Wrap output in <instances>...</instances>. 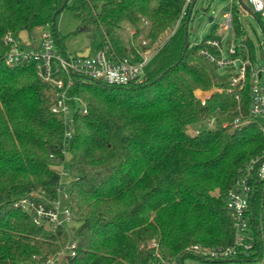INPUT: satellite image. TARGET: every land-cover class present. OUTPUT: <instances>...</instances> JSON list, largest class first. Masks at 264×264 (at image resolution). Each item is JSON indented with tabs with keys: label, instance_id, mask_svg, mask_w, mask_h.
I'll use <instances>...</instances> for the list:
<instances>
[{
	"label": "trees",
	"instance_id": "obj_1",
	"mask_svg": "<svg viewBox=\"0 0 264 264\" xmlns=\"http://www.w3.org/2000/svg\"><path fill=\"white\" fill-rule=\"evenodd\" d=\"M63 2L0 0V264H43L73 242L68 264H264L261 182L249 211L252 248L226 259L194 250L235 245L226 197L241 170L264 155V133L249 120L248 92H227L230 74L201 55L205 45L185 48L192 2L182 18L186 0H159L154 8L153 0L67 1L64 9L80 27L96 30L99 46L110 43L119 58L156 50L141 84L76 83L71 94L87 112L74 114L70 139L34 66L3 61L8 32L49 25L63 48L53 30ZM233 13L237 36H244L238 5ZM141 22L150 25L147 48L146 39L138 41ZM126 28L133 30L127 43ZM216 37L213 28L206 39ZM198 90L212 92L204 105ZM237 118L249 122L233 128ZM61 169L79 224L74 233L36 226L17 205L33 193L54 201Z\"/></svg>",
	"mask_w": 264,
	"mask_h": 264
},
{
	"label": "built area",
	"instance_id": "obj_2",
	"mask_svg": "<svg viewBox=\"0 0 264 264\" xmlns=\"http://www.w3.org/2000/svg\"><path fill=\"white\" fill-rule=\"evenodd\" d=\"M236 1L238 8H242L238 0ZM191 2L192 0H186L182 18L186 15V7ZM250 2L251 10L255 16H260L264 30V0H250ZM223 16L226 20L223 32L230 34V40L224 42L218 35L214 39H205L201 41L205 48L200 53L215 64L222 74H230L228 93L248 92L249 120L258 122L264 133V67L257 64L255 51L254 55L251 53L248 41L252 46L253 43L250 36H237L233 14L227 12ZM238 19L242 24L244 23L243 18L238 16ZM179 23L180 21L173 28L171 35L176 32ZM3 42L9 47L3 57L7 66L32 64L39 80L50 86L51 110L64 122L65 139H70L73 135L74 114L87 112L82 99L71 94L76 83L98 81L117 87L133 83L141 84L145 80L146 68L156 53V50L146 49L140 52L139 59L119 58L107 42L94 51L89 48L85 56L67 55L59 46L49 25L42 29L38 40H34L28 46L23 45L20 37L14 36L11 32L4 35ZM142 45L147 48V41L142 40ZM218 91L222 92V90ZM211 94L210 91H196V96L203 105ZM238 98L239 96L236 95V99ZM248 122L237 118L232 127L236 128ZM60 174L67 176L63 169L60 170ZM259 182L264 183V155L250 161L241 170L239 178L226 197L225 206L232 221L235 245L210 251L194 247L196 252L217 259H226L236 255L239 249L248 251L252 248L254 235L250 228L249 211ZM17 205L30 216L36 226L46 230L68 229L74 220L70 193H65L61 183L57 187V197L54 201L33 193L20 200ZM75 245V242L71 243L65 250L50 257L43 264H68L69 256L75 255Z\"/></svg>",
	"mask_w": 264,
	"mask_h": 264
},
{
	"label": "rangeland",
	"instance_id": "obj_3",
	"mask_svg": "<svg viewBox=\"0 0 264 264\" xmlns=\"http://www.w3.org/2000/svg\"><path fill=\"white\" fill-rule=\"evenodd\" d=\"M194 0H192L193 2ZM247 6L252 7L250 0H243ZM159 0H153L152 7L158 5ZM236 0H196L195 4L192 7L191 20L189 23V42L191 44L201 42L205 40L208 35L215 28V34L218 35L224 42L230 40V34L223 32V27L226 24L224 19V14L227 12L233 13L234 6L237 5ZM205 9V12L201 11ZM236 15L233 16V18ZM238 16L244 19V23L241 26V29L246 36H250L254 51L256 54L257 64L264 67V45H262L264 40V30L261 25L260 16H254L252 13L245 11L242 8H238ZM213 18V22L209 21V18ZM144 33L141 34L138 41L140 43L141 38H145V34L149 30L148 24L141 22L140 24ZM56 32L59 36V39L62 41L63 50L67 55H76L80 51H84L87 48L95 50L99 47L101 43V37L99 33L94 30L92 27H80V23L77 19L74 18L73 12L66 8L64 9L56 18L55 21ZM195 30V33L192 31ZM42 28H36L33 30L32 34L29 32L23 31L20 34V39L23 45H30L34 40H38ZM133 34V30H128L127 28L122 33V38L125 43H127ZM32 35V36H30ZM148 42V40L146 39ZM149 43V42H148ZM147 43V44H148ZM240 43V39H238ZM140 45V44H139ZM137 49L139 46H136ZM155 47H151L150 50H153ZM263 54V58L261 55ZM213 124V121L211 122ZM189 133H193V130H190ZM61 187L65 189V193L69 192V177L62 175ZM79 226L76 220L68 226V230L71 233H74ZM186 264H192V262H187ZM195 264H216V263H195ZM228 264V263H223ZM241 264H260L259 262L251 263H241Z\"/></svg>",
	"mask_w": 264,
	"mask_h": 264
},
{
	"label": "water",
	"instance_id": "obj_4",
	"mask_svg": "<svg viewBox=\"0 0 264 264\" xmlns=\"http://www.w3.org/2000/svg\"><path fill=\"white\" fill-rule=\"evenodd\" d=\"M67 1H68V0H64L62 7L58 10L57 14H58L61 10L64 9V7H65L66 4H67ZM195 2H196V0H194V1L192 2V7H193V5L195 4ZM238 3L240 4V6H241L245 11H247V12H249V13H252V14L255 16V14H254L253 11L251 10V8H250L249 6H247L243 0H238ZM201 11L205 12V9H202ZM191 12H192V10H191ZM57 14H56V15H57ZM190 20H191V13H190V17H189V19H188V21H187V27H186V29H185V35H186V36H185V48H186V49L189 47V23H190ZM209 21H210V22H213V18L210 17V18H209ZM53 30H55V26H53ZM192 33H195V30H193ZM87 52H88V51H87ZM87 52L80 53L79 55H80V56H85V55L87 54Z\"/></svg>",
	"mask_w": 264,
	"mask_h": 264
},
{
	"label": "crops",
	"instance_id": "obj_5",
	"mask_svg": "<svg viewBox=\"0 0 264 264\" xmlns=\"http://www.w3.org/2000/svg\"><path fill=\"white\" fill-rule=\"evenodd\" d=\"M88 50H89V48H87V49L84 50V51H80V52H78V54L83 53V52H87Z\"/></svg>",
	"mask_w": 264,
	"mask_h": 264
}]
</instances>
